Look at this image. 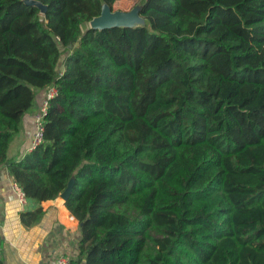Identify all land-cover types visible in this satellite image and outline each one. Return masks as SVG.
I'll return each mask as SVG.
<instances>
[{"label": "trees", "instance_id": "16d2710c", "mask_svg": "<svg viewBox=\"0 0 264 264\" xmlns=\"http://www.w3.org/2000/svg\"><path fill=\"white\" fill-rule=\"evenodd\" d=\"M40 1L0 0V164L38 203L73 177L70 264H264V0H146L153 31ZM50 84L42 142L8 159Z\"/></svg>", "mask_w": 264, "mask_h": 264}, {"label": "crops", "instance_id": "0c3cea01", "mask_svg": "<svg viewBox=\"0 0 264 264\" xmlns=\"http://www.w3.org/2000/svg\"><path fill=\"white\" fill-rule=\"evenodd\" d=\"M45 90L36 91L33 105L22 116L8 147V159H19L31 149L34 114ZM13 181L6 163L0 164V257L4 264H49L59 254L68 256L71 263L76 261L79 223L66 208L64 198L58 194L38 203L27 197L21 204L12 189ZM39 207L43 210L42 218L33 225H24L21 213Z\"/></svg>", "mask_w": 264, "mask_h": 264}, {"label": "water", "instance_id": "95a60500", "mask_svg": "<svg viewBox=\"0 0 264 264\" xmlns=\"http://www.w3.org/2000/svg\"><path fill=\"white\" fill-rule=\"evenodd\" d=\"M27 4L35 5L39 8L41 13L46 11V4L40 0H23ZM146 0H138L129 10L112 9V7L104 0H101L100 13L93 16L88 21V27L94 29H103L107 27L120 26V27H134L144 26L149 31H153L151 21L143 16L140 11ZM71 46V44H69ZM73 177L67 181L66 187L59 193L64 200L69 196L72 185Z\"/></svg>", "mask_w": 264, "mask_h": 264}, {"label": "built area", "instance_id": "2783aa9c", "mask_svg": "<svg viewBox=\"0 0 264 264\" xmlns=\"http://www.w3.org/2000/svg\"><path fill=\"white\" fill-rule=\"evenodd\" d=\"M57 93L55 85L50 84L47 86L44 96L39 104L37 111L34 114V130L31 139V149L38 145L43 140V116L46 112L48 100ZM12 189L14 190L19 203L24 204L26 202V195L23 192L20 185L13 181ZM49 264H70V259L64 254H59Z\"/></svg>", "mask_w": 264, "mask_h": 264}, {"label": "rangeland", "instance_id": "374dc122", "mask_svg": "<svg viewBox=\"0 0 264 264\" xmlns=\"http://www.w3.org/2000/svg\"><path fill=\"white\" fill-rule=\"evenodd\" d=\"M138 0H116L113 5L112 9H122V10H129ZM88 27V22L83 24L82 29L84 30Z\"/></svg>", "mask_w": 264, "mask_h": 264}]
</instances>
